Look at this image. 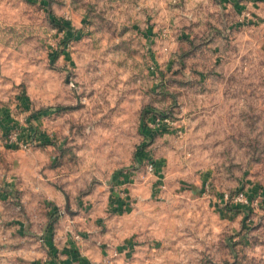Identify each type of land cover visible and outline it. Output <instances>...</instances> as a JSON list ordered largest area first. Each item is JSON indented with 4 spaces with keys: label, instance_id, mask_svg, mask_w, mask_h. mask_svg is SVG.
Segmentation results:
<instances>
[{
    "label": "rangeland",
    "instance_id": "1",
    "mask_svg": "<svg viewBox=\"0 0 264 264\" xmlns=\"http://www.w3.org/2000/svg\"><path fill=\"white\" fill-rule=\"evenodd\" d=\"M1 193L0 264H264V0H0Z\"/></svg>",
    "mask_w": 264,
    "mask_h": 264
},
{
    "label": "built area",
    "instance_id": "2",
    "mask_svg": "<svg viewBox=\"0 0 264 264\" xmlns=\"http://www.w3.org/2000/svg\"><path fill=\"white\" fill-rule=\"evenodd\" d=\"M165 120H166L167 123H172L171 121H169V119H165ZM16 138H17V136L15 135L14 137H12V140H15ZM27 146H28V145H27ZM27 146H26V147H27ZM150 168L153 170V168H154V164H151V165H150ZM242 200H243V199H242Z\"/></svg>",
    "mask_w": 264,
    "mask_h": 264
},
{
    "label": "crops",
    "instance_id": "3",
    "mask_svg": "<svg viewBox=\"0 0 264 264\" xmlns=\"http://www.w3.org/2000/svg\"><path fill=\"white\" fill-rule=\"evenodd\" d=\"M37 189H38V187H37ZM4 197V193H1L0 194V198H3ZM5 198V197H4ZM40 252H37V254H39ZM39 257H40V255H38Z\"/></svg>",
    "mask_w": 264,
    "mask_h": 264
},
{
    "label": "trees",
    "instance_id": "4",
    "mask_svg": "<svg viewBox=\"0 0 264 264\" xmlns=\"http://www.w3.org/2000/svg\"><path fill=\"white\" fill-rule=\"evenodd\" d=\"M161 116H163V118H166L168 115H166V114H161ZM155 117H156V115H155ZM51 228H53L52 225H51Z\"/></svg>",
    "mask_w": 264,
    "mask_h": 264
}]
</instances>
